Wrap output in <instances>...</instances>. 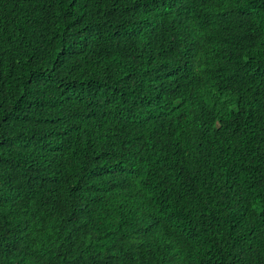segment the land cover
<instances>
[{
  "label": "trees",
  "instance_id": "obj_1",
  "mask_svg": "<svg viewBox=\"0 0 264 264\" xmlns=\"http://www.w3.org/2000/svg\"><path fill=\"white\" fill-rule=\"evenodd\" d=\"M0 264H264V0H0Z\"/></svg>",
  "mask_w": 264,
  "mask_h": 264
}]
</instances>
